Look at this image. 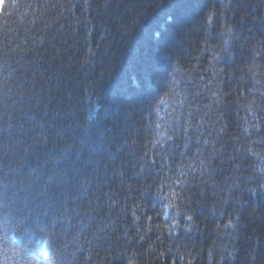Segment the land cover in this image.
I'll return each mask as SVG.
<instances>
[{
  "label": "trees",
  "instance_id": "16d2710c",
  "mask_svg": "<svg viewBox=\"0 0 264 264\" xmlns=\"http://www.w3.org/2000/svg\"><path fill=\"white\" fill-rule=\"evenodd\" d=\"M262 161L264 0H4L0 264H264Z\"/></svg>",
  "mask_w": 264,
  "mask_h": 264
},
{
  "label": "snow or ice",
  "instance_id": "6c2138e0",
  "mask_svg": "<svg viewBox=\"0 0 264 264\" xmlns=\"http://www.w3.org/2000/svg\"><path fill=\"white\" fill-rule=\"evenodd\" d=\"M71 7H73V8H74V7H75V5H71ZM212 15H214V13L210 14V16H209V23H211V16H212ZM157 127H160V126H159V125H157ZM169 138H170V137H169ZM262 165H264V161H262ZM260 171H261V172H264V166H262V167H261ZM170 206L174 207V205H170ZM188 219H189V220H191V219H192V217H191V216H189V217H188Z\"/></svg>",
  "mask_w": 264,
  "mask_h": 264
},
{
  "label": "rangeland",
  "instance_id": "374dc122",
  "mask_svg": "<svg viewBox=\"0 0 264 264\" xmlns=\"http://www.w3.org/2000/svg\"><path fill=\"white\" fill-rule=\"evenodd\" d=\"M4 0H0V12H1V8L3 6Z\"/></svg>",
  "mask_w": 264,
  "mask_h": 264
}]
</instances>
